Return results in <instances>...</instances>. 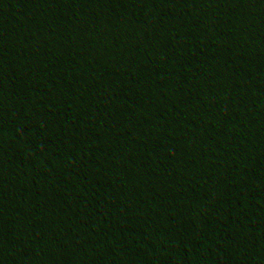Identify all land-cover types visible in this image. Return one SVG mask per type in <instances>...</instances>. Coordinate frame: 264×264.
Masks as SVG:
<instances>
[{
	"label": "trees",
	"instance_id": "trees-1",
	"mask_svg": "<svg viewBox=\"0 0 264 264\" xmlns=\"http://www.w3.org/2000/svg\"><path fill=\"white\" fill-rule=\"evenodd\" d=\"M90 145L134 186L99 257L70 240L82 208L63 217L36 184ZM3 157L34 194L0 207V264H206L228 224L264 264V0H0Z\"/></svg>",
	"mask_w": 264,
	"mask_h": 264
},
{
	"label": "clouds",
	"instance_id": "clouds-1",
	"mask_svg": "<svg viewBox=\"0 0 264 264\" xmlns=\"http://www.w3.org/2000/svg\"><path fill=\"white\" fill-rule=\"evenodd\" d=\"M150 142L157 149L173 151L176 139L166 130L157 129ZM75 166L57 161L41 167L36 172V184L45 198L53 204L59 203L60 214L67 218L82 208V218L72 228L71 242L79 249L99 257L106 249L101 233L111 224L114 214L107 205H115L134 186L130 175V164L121 156L114 155L104 146L82 147L75 156ZM18 161L0 158V207L9 200L16 203H29L34 194L32 181L18 176ZM197 200L204 201L203 192H198ZM214 203L208 200L211 206ZM240 228L228 224L216 233L214 251L206 264H254L250 257L238 255Z\"/></svg>",
	"mask_w": 264,
	"mask_h": 264
}]
</instances>
